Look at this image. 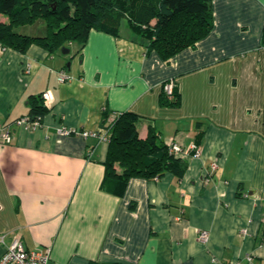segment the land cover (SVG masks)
<instances>
[{
	"label": "crops",
	"instance_id": "0c3cea01",
	"mask_svg": "<svg viewBox=\"0 0 264 264\" xmlns=\"http://www.w3.org/2000/svg\"><path fill=\"white\" fill-rule=\"evenodd\" d=\"M213 5L211 34L170 62L130 27L93 29L83 47L69 44L71 57L0 41V259L16 235L29 250L50 249V264H264V75H247L245 88L239 75H209L231 56L255 61L264 0ZM61 71L72 79L60 82ZM170 79L178 106L161 103ZM45 91L54 100L41 126L19 125ZM120 112L140 116L141 138L154 127L184 149L203 130L200 157L184 152L182 178L133 177L121 193L106 180L109 141L81 134H103L105 113Z\"/></svg>",
	"mask_w": 264,
	"mask_h": 264
},
{
	"label": "trees",
	"instance_id": "16d2710c",
	"mask_svg": "<svg viewBox=\"0 0 264 264\" xmlns=\"http://www.w3.org/2000/svg\"><path fill=\"white\" fill-rule=\"evenodd\" d=\"M0 13L9 18L7 23L0 21V41L20 52L28 51L33 44L50 53L67 48L70 43L83 47L93 29L120 36L121 22L127 19L132 31L148 40V52L156 51L166 62L187 48H196L216 25L213 0H0ZM40 19L46 24L45 35L18 30ZM262 40L264 44V29ZM161 103L180 105L178 85L172 99L163 84ZM30 105L27 116L33 120L42 122L50 112L41 98H34ZM139 119L133 112H120L113 117L105 113L103 131L109 138L106 180L112 179L121 193L133 177L155 178L169 172L182 178L189 167L182 154L170 151L154 127H150L147 138H141L136 126ZM203 137L201 130L195 144L200 146ZM188 153L193 155L194 151Z\"/></svg>",
	"mask_w": 264,
	"mask_h": 264
},
{
	"label": "built area",
	"instance_id": "2783aa9c",
	"mask_svg": "<svg viewBox=\"0 0 264 264\" xmlns=\"http://www.w3.org/2000/svg\"><path fill=\"white\" fill-rule=\"evenodd\" d=\"M72 77L69 76L65 71H61L60 75L58 77V80L60 82H65L71 80ZM176 86V82L174 79H170L164 83V90L166 91L167 95L170 98H174V88ZM42 101L46 106L49 108L51 107L54 97L51 93V91H45L42 93ZM19 125L24 126L27 129H36L41 126L42 122L38 119H31L29 116L22 117L16 121ZM59 132L61 134H72L76 133L74 130L67 129L66 127H61L59 129ZM4 139L8 142L11 140V134L9 131L5 130L4 128ZM99 133L100 137L108 141L109 138L106 135V132H102L103 134H100V132H88L84 131L81 134L84 136H90V135H97ZM169 149L172 153L175 154H184V152H189L190 150L194 151L193 156L194 157H200L201 155V148L200 146L196 144H192L189 149H184L181 145L177 143H170ZM215 167V166H214ZM200 240L205 242L208 240L209 234L208 231L204 230L200 232ZM0 242H5V235L0 234ZM251 261V258H249ZM51 260V250H41V249H35V250H29L26 248L25 244L23 243L22 239L18 236H14L11 243L7 246V251L3 255V257L0 259V264H50ZM53 264H61L58 262H55Z\"/></svg>",
	"mask_w": 264,
	"mask_h": 264
},
{
	"label": "rangeland",
	"instance_id": "374dc122",
	"mask_svg": "<svg viewBox=\"0 0 264 264\" xmlns=\"http://www.w3.org/2000/svg\"><path fill=\"white\" fill-rule=\"evenodd\" d=\"M120 28H122L124 31L129 29L127 19L122 20ZM19 30L31 35L43 36L46 34V24L43 19H40L34 24H28L20 27ZM237 39L240 40V37H237ZM76 46L75 49L77 48ZM73 49L71 53L67 54L68 57H71L73 54ZM247 51L249 50H246V52ZM258 51L259 52L255 54V61L251 59L250 52L245 53L243 56H231L226 60V64H222V66L214 68L215 70L209 75H239L241 78V88H245L247 75H264V44L263 46L259 47ZM247 54L250 55L246 56Z\"/></svg>",
	"mask_w": 264,
	"mask_h": 264
},
{
	"label": "water",
	"instance_id": "95a60500",
	"mask_svg": "<svg viewBox=\"0 0 264 264\" xmlns=\"http://www.w3.org/2000/svg\"><path fill=\"white\" fill-rule=\"evenodd\" d=\"M70 50L68 48L63 49L64 53H68Z\"/></svg>",
	"mask_w": 264,
	"mask_h": 264
}]
</instances>
